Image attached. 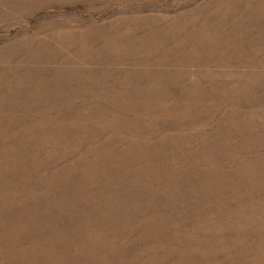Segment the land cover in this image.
<instances>
[{
	"label": "rangeland",
	"instance_id": "rangeland-1",
	"mask_svg": "<svg viewBox=\"0 0 264 264\" xmlns=\"http://www.w3.org/2000/svg\"><path fill=\"white\" fill-rule=\"evenodd\" d=\"M0 264H264V0H0Z\"/></svg>",
	"mask_w": 264,
	"mask_h": 264
}]
</instances>
